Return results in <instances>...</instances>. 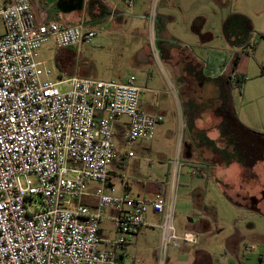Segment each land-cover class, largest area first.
Instances as JSON below:
<instances>
[{
  "label": "built area",
  "instance_id": "1",
  "mask_svg": "<svg viewBox=\"0 0 264 264\" xmlns=\"http://www.w3.org/2000/svg\"><path fill=\"white\" fill-rule=\"evenodd\" d=\"M33 2L0 0V264H138L125 246L149 210L161 215L151 226L159 229L157 264H164L169 247L196 242L193 233L178 235L173 222V193L185 160L183 120L170 192L150 199L114 193L109 166L133 157L135 143L151 141L163 117L140 108L134 76L125 81L75 74L56 82L44 78L50 69L35 60L36 50L51 40L58 49L80 51L97 30L84 19L38 15ZM155 15L149 14L151 27ZM148 40L156 55L152 32ZM228 78L239 82L233 68ZM64 83L69 88L60 91ZM116 123L124 128L123 155L114 144ZM116 177L127 187L125 172ZM104 219L112 222L109 239L100 234Z\"/></svg>",
  "mask_w": 264,
  "mask_h": 264
},
{
  "label": "crops",
  "instance_id": "2",
  "mask_svg": "<svg viewBox=\"0 0 264 264\" xmlns=\"http://www.w3.org/2000/svg\"><path fill=\"white\" fill-rule=\"evenodd\" d=\"M154 2L34 0L33 6L38 15L43 12L48 18L64 22L84 19L97 30L90 44L80 51L75 47L60 49L56 65L60 67L61 63V69L66 74L60 80L75 74L86 79L125 81L128 78L116 75L123 60H130L134 70L155 59L159 63L161 90L137 86L142 94L139 96L140 108L148 113L160 114L163 120L155 127L151 141L135 143L133 157L115 159L113 165L125 170L136 159L145 160L146 154L153 149L155 138L165 136L169 130L163 124L164 120L173 117L174 137L182 119L185 124V160L194 165L206 185L212 186L236 208L264 214V199L255 207L245 202L249 197H264V152L259 158L244 154L240 143L242 132L246 135L245 139L253 136L264 138V36H260L264 35V26L251 16L257 10L252 4H246L240 7L241 10L221 15L214 21L204 11L210 0H204L200 5L203 11L198 12H192L193 6L185 1L174 6L164 3L160 7L155 6V22L151 27L149 14ZM243 8H249L252 14L244 12ZM232 17L236 20L232 21L229 34L225 35V22ZM237 18L247 20V33L240 31L241 23ZM151 32L156 55L148 40ZM63 61L67 62V67ZM232 68L237 73L238 83L228 78ZM115 130V148L119 155H123L126 152L122 141L124 128L116 123ZM175 138L177 140V135ZM134 148L139 151L138 156ZM111 173V179L118 180L120 184V192L116 194L125 191L138 196L128 179L124 188L116 177L120 173ZM111 183L114 188L112 180ZM142 184L148 193L145 199L152 198L157 192H170V189L166 191L157 184ZM199 198H196V206L203 204ZM83 200L90 205L94 203L90 197ZM194 209L187 222L175 226L178 235L188 232L196 238L195 243L181 241L177 246L181 248L180 263L247 264L238 256L239 232L231 231L223 237V250L226 252L221 256L205 246L210 240L204 242L210 232V223L203 214L209 217L213 210L206 206L202 211ZM107 213L110 217L114 215L113 211ZM160 221L161 215L149 210L145 215V224L125 246L126 253L134 257L138 264L145 260L148 238L154 229H157V260L159 230L151 225H158ZM100 234L103 239L113 237L110 219L101 222ZM253 239L262 244L263 239L259 236ZM257 262L263 264V253L258 256Z\"/></svg>",
  "mask_w": 264,
  "mask_h": 264
},
{
  "label": "rangeland",
  "instance_id": "3",
  "mask_svg": "<svg viewBox=\"0 0 264 264\" xmlns=\"http://www.w3.org/2000/svg\"><path fill=\"white\" fill-rule=\"evenodd\" d=\"M154 1V6L151 11L155 10V6L157 5L160 7L165 3L174 6L180 4L181 1H185L187 2V5L193 6L192 12L203 11V9L200 8V5L204 0ZM246 4H252L257 12L254 13V15H251L252 13L249 8H243L242 10L250 14L257 21H260L262 26H264V0H210L209 4L204 8V11L215 21V19L221 15L241 10L240 7L245 6ZM61 51L62 50L56 48L51 40L35 51V60L44 61V66L50 69V74L46 75L44 78L57 81L60 80V78L66 77V74L61 69V63L60 67L56 65V55ZM127 57L129 59L130 55ZM63 62L64 66L67 67V62ZM160 69V65L156 59L154 62L150 61L135 70L130 63V60H128V62L123 60L119 63V69L116 75L122 79L134 75L136 84L161 90L162 85H160V79L158 76V71H160ZM116 78L117 77H115V79ZM58 88L60 91H66L69 88V83L61 84ZM163 124L169 130L165 136L155 138L153 141V149L150 153L146 154L145 160L137 161L136 159L135 163L132 162L133 165L128 164V167L125 170L118 169L116 164L109 166L111 172L118 174L121 172L126 173L128 183L132 186L134 191L138 192V197L140 198H144L148 194L144 190L142 182L157 184L161 188H165L166 191L171 187L170 174L172 171V160L176 151L175 137L177 133L172 137V130H174L175 125L172 116L171 120L165 119ZM136 149L137 148H134L135 153L138 156L139 151ZM183 162L184 164L179 170L176 188L173 193L175 213L174 226L187 222L188 218L192 216V210H195L194 207L196 209L200 208V211L204 210L205 206L207 208H212L213 213L209 214V217L206 214H203L204 219L208 220L210 223V232L206 236L207 238L204 242L206 243L207 240H210L205 246L210 249L212 248L218 256H221L226 252V250H223V237L231 231L236 233L239 232L238 247L240 246V253L238 256L240 261L247 264H258V256L263 253L262 263L264 264V214L260 212H252L245 208H236L233 204L224 199L223 196L218 194L215 189L213 190L212 186L206 185L205 180L200 178L198 170L191 164V162L186 160ZM111 180L114 183L113 192H120V184L118 180ZM138 180L140 182H137ZM198 196L200 197L199 201L201 204L203 202L205 206L203 204L196 206V201H198L196 198ZM73 203H75V201H73ZM154 230L156 231L157 229ZM155 231L148 238V248L144 253L145 260L143 259L140 264H157L155 258L157 235ZM255 236H259V238L263 239L262 244L257 242L256 239H253ZM180 250L181 248L179 247H169L165 255L164 264H182L180 263L182 260Z\"/></svg>",
  "mask_w": 264,
  "mask_h": 264
},
{
  "label": "flooded vegetation",
  "instance_id": "4",
  "mask_svg": "<svg viewBox=\"0 0 264 264\" xmlns=\"http://www.w3.org/2000/svg\"><path fill=\"white\" fill-rule=\"evenodd\" d=\"M242 134L241 138V147L244 154H250L253 157L259 158L264 152V138L261 137H249L248 139H245L246 135L244 132L240 133ZM264 197L260 198H254L249 197L248 200L245 199V202H248L250 206H257L261 201H263Z\"/></svg>",
  "mask_w": 264,
  "mask_h": 264
},
{
  "label": "trees",
  "instance_id": "5",
  "mask_svg": "<svg viewBox=\"0 0 264 264\" xmlns=\"http://www.w3.org/2000/svg\"><path fill=\"white\" fill-rule=\"evenodd\" d=\"M236 19H234L233 17L232 18H228L227 20H226V22H225V29H224V31H225V35L227 34H229V32H228V30H229V27H230V25H231V23H232V21H235ZM237 20H239L240 21V23H241V26H240V31L242 32V33H247L248 31H247V20L246 19H244V18H237ZM260 36H264V35H260Z\"/></svg>",
  "mask_w": 264,
  "mask_h": 264
}]
</instances>
